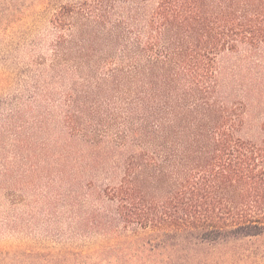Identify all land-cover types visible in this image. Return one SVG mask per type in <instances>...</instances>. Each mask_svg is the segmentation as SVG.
Listing matches in <instances>:
<instances>
[{
	"label": "trees",
	"instance_id": "trees-1",
	"mask_svg": "<svg viewBox=\"0 0 264 264\" xmlns=\"http://www.w3.org/2000/svg\"><path fill=\"white\" fill-rule=\"evenodd\" d=\"M47 24L0 63V264H224L264 237V0L60 2Z\"/></svg>",
	"mask_w": 264,
	"mask_h": 264
},
{
	"label": "rangeland",
	"instance_id": "rangeland-1",
	"mask_svg": "<svg viewBox=\"0 0 264 264\" xmlns=\"http://www.w3.org/2000/svg\"><path fill=\"white\" fill-rule=\"evenodd\" d=\"M85 1L88 0H0V63L10 64L14 59L26 57L30 49L48 34L47 20L58 3ZM244 82L250 83L248 80ZM258 109H254L253 119L249 122L254 131L264 117V110L258 114ZM6 246L9 244L0 243L2 251ZM213 251L219 259L225 260L224 264H264V237Z\"/></svg>",
	"mask_w": 264,
	"mask_h": 264
}]
</instances>
